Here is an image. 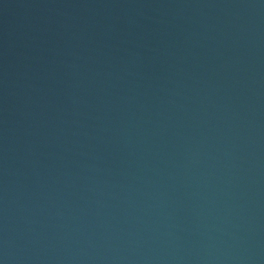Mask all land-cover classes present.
I'll use <instances>...</instances> for the list:
<instances>
[{
  "label": "water",
  "instance_id": "95a60500",
  "mask_svg": "<svg viewBox=\"0 0 264 264\" xmlns=\"http://www.w3.org/2000/svg\"><path fill=\"white\" fill-rule=\"evenodd\" d=\"M0 264H264V0H0Z\"/></svg>",
  "mask_w": 264,
  "mask_h": 264
}]
</instances>
